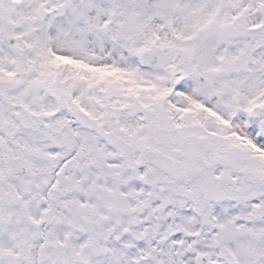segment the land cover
Returning a JSON list of instances; mask_svg holds the SVG:
<instances>
[{
  "label": "snow or ice",
  "instance_id": "snow-or-ice-1",
  "mask_svg": "<svg viewBox=\"0 0 264 264\" xmlns=\"http://www.w3.org/2000/svg\"><path fill=\"white\" fill-rule=\"evenodd\" d=\"M0 264H264V0H0Z\"/></svg>",
  "mask_w": 264,
  "mask_h": 264
}]
</instances>
